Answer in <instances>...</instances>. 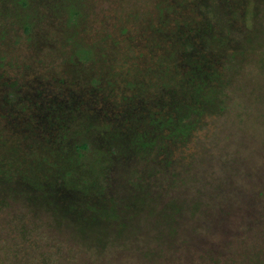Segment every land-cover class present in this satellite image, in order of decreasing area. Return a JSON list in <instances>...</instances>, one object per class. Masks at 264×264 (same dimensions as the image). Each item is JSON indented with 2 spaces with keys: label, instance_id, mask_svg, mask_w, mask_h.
<instances>
[{
  "label": "rangeland",
  "instance_id": "rangeland-1",
  "mask_svg": "<svg viewBox=\"0 0 264 264\" xmlns=\"http://www.w3.org/2000/svg\"><path fill=\"white\" fill-rule=\"evenodd\" d=\"M175 101L203 114L156 147L153 119ZM247 182L253 200L264 0H0V264H211L197 250L209 244L216 264H264V212L251 200L261 216L247 232L238 200ZM220 188L238 209L209 235L218 219L200 209ZM70 201L119 214L74 224L58 214ZM164 247L165 258L137 255Z\"/></svg>",
  "mask_w": 264,
  "mask_h": 264
},
{
  "label": "trees",
  "instance_id": "trees-1",
  "mask_svg": "<svg viewBox=\"0 0 264 264\" xmlns=\"http://www.w3.org/2000/svg\"><path fill=\"white\" fill-rule=\"evenodd\" d=\"M187 43H186V45H187ZM202 82L205 83V80L204 81L202 80ZM163 109H165V108H163ZM172 109L173 110L168 112V115H167L168 118H167L166 121L158 122L157 120L159 119V117H156L154 115L156 117V119H153V120H154V123H156V124L159 123V130H157V136L156 137H152L151 140H154L156 138H160V142H158L155 145L156 147L159 146L161 143L164 144L165 141L168 140V137H171L173 140H180L181 137H185L186 136V132H188L192 128V124H193L192 115H197V114L201 115V114H203L202 110L198 109V108H195V110H191L189 112H186L185 110L187 109V107L185 106V103H183V101H179V102L175 101L172 104ZM162 113H163V111H159L157 115L161 116L162 118H166L167 116H166L165 110H164V113L163 114ZM173 113H175L177 116H174ZM154 116H151V117L153 118ZM70 117H72V116H70ZM164 126H166L165 128H166V131H167V135H166V133L163 130ZM28 128H30V127H28ZM134 131H133V133H134ZM136 135L141 137L140 134H136ZM117 136H118V134L114 135V138L118 139ZM31 137L33 138V136H28L27 139L31 141ZM118 140L123 141L122 139H118ZM31 142H33V141H31ZM136 142L143 149H147V147L150 146V143H151V142L150 143L149 142H144V139H142V138H139L138 140H136ZM76 146L77 147L75 148V153H77V154H79L81 151H87L88 150L87 143H82V144L76 145ZM43 154L45 155L46 160L49 163V161H48V159H49L48 158V156H49L48 155V149H44ZM67 167L69 169H66L64 167H62V168H63V170L66 173L71 172L72 168L70 166H67ZM75 182H72V183L80 185L83 181L76 180ZM142 188L144 189V187H142ZM237 188L239 190V192H238L239 199L238 200L239 201H240V199L243 200V204H242L243 206L240 207V209L242 210V212H241L242 216L244 217L243 219H246L248 221L249 218L253 217L252 216L253 214H254V216L255 215L256 216H261V215H259L257 210L256 211H252L250 213V211H251L250 210V208H251L250 205H252V202H251L252 198H251V200L249 199L250 189L248 187V182H247V184H244L243 186L239 185ZM230 189H231L230 191H232L233 188H230ZM134 190H135V188H134ZM217 193H218V195H214V196L211 195L210 198H208L206 200H203L201 209L199 208V206L197 204L194 207V212H193V213H197L198 211L201 210L202 211L201 214H203L204 216L206 215V216L218 219V221H216V222H218L219 224L205 226L206 227L205 230L209 232V235H211V233H213V232H215L217 230V229H215L216 227H218V230L223 228V224L222 223H224V222L222 220H220V217L222 218V216H228V217L234 216V215H236V212H237V209H238L236 205L234 206V205L229 203V201H232V198H231V195H230L231 192L228 193L226 191V188H225L224 191H222V188H220L219 191L217 190ZM263 193H264V188H261L257 192V194L254 196V199L252 200V201L255 200L253 206L255 204H258L257 208L260 209L261 212H264V204L260 203L259 201L260 200L264 201ZM238 195H237V197H238ZM74 200H76V198H74ZM81 202H78V201L77 202L76 201H74V202L72 201L71 202L70 201L69 203H66V204L62 205L61 207H58V209L61 212V213H58V214L61 215L62 219L71 220L74 224H77L80 221H85L86 218L88 216H91V215H93V216L94 215H99L100 216V214L103 213L104 209L108 210L110 208L111 209L110 210L111 214L114 215V216L119 214V211H117V209L113 205L111 207H109V208L106 207V206L97 207L95 205H92V206L89 205L86 209H84L85 208L84 206H86V205L80 204ZM189 204H190L189 209H191L193 207V203L190 201ZM213 205H215V207H217L215 212L213 211V209H212L213 212H211L207 208V207H209V206L211 207ZM56 212H58V211H56ZM218 215H219V217H217ZM220 215H222V216H220ZM191 216H193V214H191ZM212 218H209V219H212ZM194 222H196V221H194ZM248 223H249V221L245 225V226H247L246 229H245V231H247V232L249 231V224ZM192 226H195V223ZM227 238H229V240L228 241L226 240L224 243L229 245L231 243L230 242L231 236L228 235ZM242 238H243V240L244 239L247 240L246 239L247 237H246L245 233H244V236ZM194 241L195 240L188 241V243H186L185 241L184 242L180 241V242H182L185 245L186 249H184V250H187L188 247H190L189 245L191 244V242L194 243V248H196L195 247L196 242H194ZM176 244H178V243H176ZM176 244H175V246H176ZM225 244H223V245H225ZM175 248L173 250H177ZM197 248H196L197 250H211L212 251V254H211L212 257L210 258V263L211 264H216L217 263L218 259L215 260V257H213L214 253L215 254H220V251H221V248L217 244H209L208 248H205V249H203L202 247L200 248V246H198ZM188 250H190V248ZM192 250H194V249H192ZM222 250H225V248L222 249ZM227 250H229V248ZM166 251L167 250L165 249V247L161 248L160 250H137V252H138L137 255H140L142 257V260L153 261V260H156V259L165 258L164 253ZM209 256H210V252L207 253L206 258H208ZM100 264H101V262H100Z\"/></svg>",
  "mask_w": 264,
  "mask_h": 264
}]
</instances>
